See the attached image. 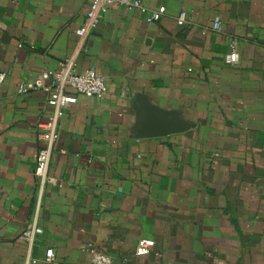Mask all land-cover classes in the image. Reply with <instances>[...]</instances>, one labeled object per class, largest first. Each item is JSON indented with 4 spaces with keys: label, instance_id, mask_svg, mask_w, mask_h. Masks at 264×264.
I'll return each mask as SVG.
<instances>
[{
    "label": "crops",
    "instance_id": "0c3cea01",
    "mask_svg": "<svg viewBox=\"0 0 264 264\" xmlns=\"http://www.w3.org/2000/svg\"><path fill=\"white\" fill-rule=\"evenodd\" d=\"M90 1L0 0V264H25L35 219L37 264H90L88 242L113 264H264V0H143L164 9L150 24L113 5L79 47ZM70 58L108 90L65 110L41 191L54 109L17 86ZM168 114L179 132L143 135ZM142 238L155 246L136 255Z\"/></svg>",
    "mask_w": 264,
    "mask_h": 264
},
{
    "label": "built area",
    "instance_id": "2783aa9c",
    "mask_svg": "<svg viewBox=\"0 0 264 264\" xmlns=\"http://www.w3.org/2000/svg\"><path fill=\"white\" fill-rule=\"evenodd\" d=\"M113 5L140 11L143 13L145 21L148 24L160 20L164 13L163 8L159 10L151 9L143 0H91L85 21L79 30V47L85 45L89 36L97 28L105 13ZM178 19L181 23L185 22L187 19L186 12L180 13ZM208 30L222 32L220 21H214L210 28L203 29V33H207ZM228 46L230 50L225 60L229 64H237L239 61L237 40L230 39ZM5 78L6 73L0 71V88ZM107 90L106 79L101 73L94 69L77 72L74 69L72 58L61 63L58 69L43 71L39 76L25 79L18 84L17 93L19 94H26L31 91H43L49 94L47 103L54 109L51 117L38 125V128L42 130L40 136L42 145L38 150L34 173L39 180L41 191H43L47 184H55L57 182L56 177L50 173V164L56 142L59 138L58 123L60 118L65 114V110L77 102V94L102 97ZM37 217L38 213L35 218ZM42 231L43 230L37 225V219H35L34 225L23 233V237L30 247L25 258V264L38 263V259L31 253V247L33 246L37 234ZM154 246L155 241L153 239L142 238L135 248V254H149ZM84 250L91 256L90 264H113L112 257L103 250H100L93 242H88ZM52 260L53 249H47L45 261L51 262Z\"/></svg>",
    "mask_w": 264,
    "mask_h": 264
},
{
    "label": "water",
    "instance_id": "95a60500",
    "mask_svg": "<svg viewBox=\"0 0 264 264\" xmlns=\"http://www.w3.org/2000/svg\"><path fill=\"white\" fill-rule=\"evenodd\" d=\"M155 114H157V113H155ZM162 121L164 123V126H163L164 129L162 128V131H156V132L152 131V130H155V129H153V128L151 129V126L149 127V125H147L146 127L143 128V130H145V133H143V135L144 136H162V135H167V134H170V133H174V132H179L180 131V127L178 125V122L173 117H171L170 114H168V117L162 119Z\"/></svg>",
    "mask_w": 264,
    "mask_h": 264
}]
</instances>
